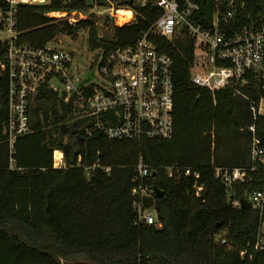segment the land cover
I'll list each match as a JSON object with an SVG mask.
<instances>
[{
  "label": "trees",
  "instance_id": "obj_1",
  "mask_svg": "<svg viewBox=\"0 0 264 264\" xmlns=\"http://www.w3.org/2000/svg\"><path fill=\"white\" fill-rule=\"evenodd\" d=\"M109 1L129 6L134 19L117 26L103 15L109 28L100 37L90 10ZM237 1L244 3L242 19L264 24V0ZM5 6L0 0V8ZM73 11L87 17L70 25L65 18L49 16ZM161 12L131 0H46L19 3L15 27L18 42L33 47L87 29L88 47L99 50L92 62L96 64L111 48L132 44ZM151 39L173 63L174 134L168 140L69 134L70 106L43 89L29 106L31 132L17 139L10 168L2 133L7 80L0 75V264H62L69 258L80 259L72 264H264V248L254 250L264 210L260 215L232 206L260 187V174L230 188L213 176L214 167L250 165L253 135L264 148V116L253 117L250 110L259 99L264 103L261 67L248 71L246 84L237 90L211 93L190 80L197 60L192 40ZM3 51L0 43V59ZM54 149L63 152L65 168H53ZM139 159L151 170L146 177L135 170ZM95 163L98 167L87 175L84 167ZM139 185L163 192L143 201L155 211L160 227L138 221L131 191ZM194 185L201 188L198 195ZM261 239L264 245V233Z\"/></svg>",
  "mask_w": 264,
  "mask_h": 264
},
{
  "label": "built area",
  "instance_id": "obj_2",
  "mask_svg": "<svg viewBox=\"0 0 264 264\" xmlns=\"http://www.w3.org/2000/svg\"><path fill=\"white\" fill-rule=\"evenodd\" d=\"M4 1L6 6L0 8V43L4 44L0 75L7 80V120L2 133L8 146L10 168L14 164L12 156L17 139L31 132L29 106L43 89L51 91L70 106L71 117L66 124L76 123V134L90 137L99 133L107 139L136 142L171 139L174 134L173 63L169 55L157 49L151 36L166 40L175 37L192 40L197 60L190 68V80L194 86L211 93L226 87L237 90L244 86L247 72L259 68L264 58V24L251 17L242 19L239 11L244 6L243 2L131 0L133 5H152L162 12L132 44L115 46L105 56L99 55L95 64L97 79L86 82L77 75L71 51L52 46L51 42L43 47L18 42L15 27L17 5L46 0ZM121 9L130 12L122 25L131 23L133 10L115 2L109 1L105 6L94 5L90 12L107 14L117 25V12ZM70 13L73 15L67 19L70 25L87 17L83 12ZM250 110L253 117L264 116L263 100L252 103ZM249 130L253 132V127L250 126ZM250 159L248 166L214 167L213 176L230 188L233 183L252 181L259 173L260 187L248 191L243 199L261 215L264 210V148L254 135ZM52 166L66 167L64 154L59 149L53 150ZM97 167L98 163H95L84 167V170L88 175ZM101 169L109 171L108 167ZM135 170L140 178L151 174L141 159ZM167 176H171L170 167L167 168ZM194 188L198 195L201 188L195 185ZM131 193L138 221L160 227L153 208L143 206L144 199L154 194L153 189L139 185ZM232 206L240 207V200H234ZM263 233L264 222H261L255 251L264 248Z\"/></svg>",
  "mask_w": 264,
  "mask_h": 264
},
{
  "label": "rangeland",
  "instance_id": "obj_3",
  "mask_svg": "<svg viewBox=\"0 0 264 264\" xmlns=\"http://www.w3.org/2000/svg\"><path fill=\"white\" fill-rule=\"evenodd\" d=\"M49 16L59 19L65 18L70 19L73 15L66 14V13H50ZM77 18V15L75 16ZM95 17V26L97 27L98 33L100 37L105 36L106 32H108L109 22L104 21L102 19L103 15L99 13L94 14ZM117 25L121 26L122 21L120 24ZM88 32L87 29H79L78 34L76 37H71L66 34H59L57 35L53 41H51V45L58 47V48H65L72 52L73 61L77 69V75L81 78L82 81L91 82L97 79V67L95 64H91L92 61L95 59L96 54L99 50H91L88 47L87 43ZM91 65V66H90ZM263 74H264V66H260ZM35 105V104H34ZM67 139V135L65 136ZM80 259L76 258H69V259H62L60 263L62 264H72ZM148 264H156L154 262H148Z\"/></svg>",
  "mask_w": 264,
  "mask_h": 264
},
{
  "label": "water",
  "instance_id": "obj_4",
  "mask_svg": "<svg viewBox=\"0 0 264 264\" xmlns=\"http://www.w3.org/2000/svg\"><path fill=\"white\" fill-rule=\"evenodd\" d=\"M76 132H77V124L74 123L71 126V133L75 134ZM153 191H154L156 197H160L163 194V192L158 190L157 187H154ZM240 207L241 208H250V204L246 200L240 199Z\"/></svg>",
  "mask_w": 264,
  "mask_h": 264
},
{
  "label": "bare ground",
  "instance_id": "obj_5",
  "mask_svg": "<svg viewBox=\"0 0 264 264\" xmlns=\"http://www.w3.org/2000/svg\"><path fill=\"white\" fill-rule=\"evenodd\" d=\"M25 1V0H24ZM37 3V2H36ZM122 15H123V17H122ZM129 16H130V12L129 11H127V10H120V11H118L117 12V22H119L118 24H120L121 23V21H124V20H126V19H128L129 18ZM253 70V69H252Z\"/></svg>",
  "mask_w": 264,
  "mask_h": 264
},
{
  "label": "flooded vegetation",
  "instance_id": "obj_6",
  "mask_svg": "<svg viewBox=\"0 0 264 264\" xmlns=\"http://www.w3.org/2000/svg\"><path fill=\"white\" fill-rule=\"evenodd\" d=\"M68 128V127H67ZM69 133H71V127L67 129ZM72 134V133H71ZM76 134V133H75Z\"/></svg>",
  "mask_w": 264,
  "mask_h": 264
},
{
  "label": "crops",
  "instance_id": "obj_7",
  "mask_svg": "<svg viewBox=\"0 0 264 264\" xmlns=\"http://www.w3.org/2000/svg\"><path fill=\"white\" fill-rule=\"evenodd\" d=\"M31 104H32V103H31ZM31 104H30V105H31ZM71 126H72V125H69L68 128H70ZM69 134H71V133H69Z\"/></svg>",
  "mask_w": 264,
  "mask_h": 264
}]
</instances>
